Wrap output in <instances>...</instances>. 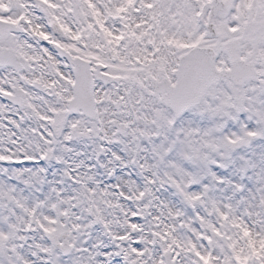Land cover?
<instances>
[{"label":"snow or ice","instance_id":"1","mask_svg":"<svg viewBox=\"0 0 264 264\" xmlns=\"http://www.w3.org/2000/svg\"><path fill=\"white\" fill-rule=\"evenodd\" d=\"M0 264H264V0H0Z\"/></svg>","mask_w":264,"mask_h":264}]
</instances>
